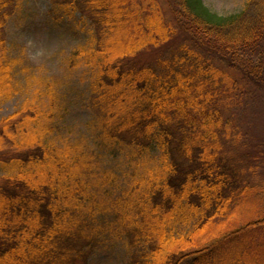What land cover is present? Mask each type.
<instances>
[{"label": "trees", "instance_id": "obj_1", "mask_svg": "<svg viewBox=\"0 0 264 264\" xmlns=\"http://www.w3.org/2000/svg\"><path fill=\"white\" fill-rule=\"evenodd\" d=\"M201 1L51 0L49 17L79 11L77 23L90 25L66 60L92 71L93 148L56 141L68 105L52 82L0 118V264H89L99 236L113 232L124 264H264V181L251 183L256 168L225 151L239 142L225 99L264 104V0L229 14ZM13 4L0 0V104L21 75L4 33ZM173 34L182 37L169 51ZM125 145L142 158L157 150L161 165L107 204L96 186L113 172L90 189L88 148L101 158ZM215 222L216 239L197 244Z\"/></svg>", "mask_w": 264, "mask_h": 264}, {"label": "rangeland", "instance_id": "obj_2", "mask_svg": "<svg viewBox=\"0 0 264 264\" xmlns=\"http://www.w3.org/2000/svg\"><path fill=\"white\" fill-rule=\"evenodd\" d=\"M245 1L202 0L201 2L213 12L229 14L240 11ZM50 2L51 0H14V10L6 21L4 33L10 52L21 59L17 67L21 75L16 85L18 92L11 99L0 104V118L19 108L25 97H32L33 94L38 96L41 93L44 95L48 87L47 82H52L53 90H58L60 97L68 105L67 116L63 122H60L59 130L54 135L56 141L59 144L64 142L81 144V141H84V144L88 143L93 148L90 145L91 141L88 140L94 136V130L88 123L94 116L87 103L92 96V80H94L92 71L82 64L71 67L66 60L70 50L84 40L90 25L88 19L81 21V24L77 23L79 11H75L74 15L62 21L49 17ZM181 37L179 34L171 35L165 49L169 51L173 49ZM144 57V60L154 58L152 53ZM252 96L255 99L251 97L250 101L245 98L238 102L236 99H225L228 101L225 109L227 116L231 117L233 137L239 140L231 147L228 145L225 151L234 156L238 161L237 166L244 167L249 174L256 168L255 175L251 174L248 178L251 183L256 184L264 181V104L261 97H256L254 94ZM130 150L126 145L113 150L104 149L102 154L106 156L100 158L96 155L99 151L96 150V153L88 148V151L94 154L92 160L96 163V168L87 175L90 189L95 188L94 183L99 178L105 177L104 170L113 172L111 176L114 179L111 182L106 181L96 186V188L102 186L98 197L107 204L116 200L124 191L130 190L134 179L147 177L146 167L161 165L157 150L150 151L146 158L140 155L136 157ZM247 215L251 213L247 212ZM254 216L248 219L255 218ZM110 217L106 214L103 218L107 220L111 219ZM195 221L194 219L190 225L178 224V230L184 232L192 228ZM242 221H245L242 217L238 218L236 225L244 223ZM216 222L213 225L215 230L212 227L213 232L201 235L197 244L206 245L216 239L213 234L217 230ZM120 238L114 232L100 235L95 251L89 258V264H124L128 256ZM180 264H189V262L183 261Z\"/></svg>", "mask_w": 264, "mask_h": 264}]
</instances>
